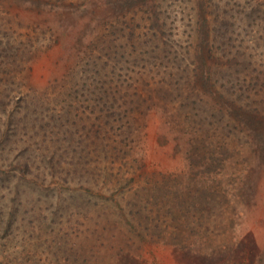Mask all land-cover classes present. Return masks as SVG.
Returning a JSON list of instances; mask_svg holds the SVG:
<instances>
[{"label": "rangeland", "instance_id": "rangeland-1", "mask_svg": "<svg viewBox=\"0 0 264 264\" xmlns=\"http://www.w3.org/2000/svg\"><path fill=\"white\" fill-rule=\"evenodd\" d=\"M0 264H264V0H0Z\"/></svg>", "mask_w": 264, "mask_h": 264}]
</instances>
